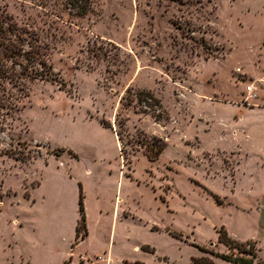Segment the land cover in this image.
I'll return each mask as SVG.
<instances>
[{"label": "rangeland", "instance_id": "1", "mask_svg": "<svg viewBox=\"0 0 264 264\" xmlns=\"http://www.w3.org/2000/svg\"><path fill=\"white\" fill-rule=\"evenodd\" d=\"M0 11L49 34L56 76L4 115L0 264H236L212 253L231 252L223 229L264 264V0H94L77 25L31 0Z\"/></svg>", "mask_w": 264, "mask_h": 264}, {"label": "trees", "instance_id": "2", "mask_svg": "<svg viewBox=\"0 0 264 264\" xmlns=\"http://www.w3.org/2000/svg\"><path fill=\"white\" fill-rule=\"evenodd\" d=\"M26 2L27 0H21ZM33 4L47 9L50 16L72 25L78 24V20L93 11L94 0H31ZM68 14V18L64 16ZM118 49V46H114ZM51 43L49 34L44 29L26 22L20 24L11 14L0 11V132L3 131L5 114L14 108L13 102L18 96L15 90H21L27 86V80L49 79L55 80L56 76L49 61ZM101 45L89 47L94 56L109 57L108 49L102 50ZM25 87L22 89L24 90ZM28 89V88H26ZM29 96V93H26ZM128 99L139 103V111L151 114L156 119L164 116L165 110L161 100L151 90L133 91L128 89ZM106 126H110L103 121ZM122 138V137H121ZM157 148H150L146 155L151 160H156L166 147L163 138L154 137ZM65 150V148H61ZM123 152V149H122ZM84 191L79 182L78 204L80 220L76 225V238L85 239L88 235L87 216L84 203ZM83 229V231L81 230ZM219 241L226 244L231 252H212L216 257L236 264H255L256 250L246 248V245H254L247 241L240 242L231 237L226 229L220 231ZM255 246V245H254ZM200 247V246H199ZM206 250L204 247H200ZM237 251V252H236ZM67 263L69 261H66ZM65 264V263H63ZM192 264H216L215 260L208 256L192 257Z\"/></svg>", "mask_w": 264, "mask_h": 264}, {"label": "crops", "instance_id": "3", "mask_svg": "<svg viewBox=\"0 0 264 264\" xmlns=\"http://www.w3.org/2000/svg\"><path fill=\"white\" fill-rule=\"evenodd\" d=\"M115 136H116V138H117L118 146H119V149H120V151H121V145H120V142H119V140H118V137H117L116 133H115ZM121 154H122V153H121ZM104 259H105L104 257H101V260H104ZM93 264H96V263L93 262Z\"/></svg>", "mask_w": 264, "mask_h": 264}, {"label": "built area", "instance_id": "4", "mask_svg": "<svg viewBox=\"0 0 264 264\" xmlns=\"http://www.w3.org/2000/svg\"><path fill=\"white\" fill-rule=\"evenodd\" d=\"M252 86H248V89H251Z\"/></svg>", "mask_w": 264, "mask_h": 264}]
</instances>
